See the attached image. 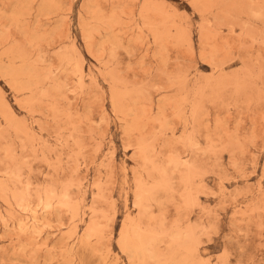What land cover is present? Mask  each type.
<instances>
[{
  "label": "rangeland",
  "instance_id": "1",
  "mask_svg": "<svg viewBox=\"0 0 264 264\" xmlns=\"http://www.w3.org/2000/svg\"><path fill=\"white\" fill-rule=\"evenodd\" d=\"M103 263L264 264V0H0V264Z\"/></svg>",
  "mask_w": 264,
  "mask_h": 264
},
{
  "label": "bare ground",
  "instance_id": "2",
  "mask_svg": "<svg viewBox=\"0 0 264 264\" xmlns=\"http://www.w3.org/2000/svg\"><path fill=\"white\" fill-rule=\"evenodd\" d=\"M18 74V73H17ZM139 191H141L140 190V188H139ZM46 203H48L47 201H46ZM139 207H140V205H139ZM44 208V207H43ZM47 209V208H46ZM33 214V213H32ZM131 222V221H130ZM132 228V227H131ZM127 229V228H126ZM133 229V228H132ZM138 230V229H137ZM133 233H131V234H133L132 236H130V237H128L126 240L124 239L123 241H126V243H128V244H130L131 246H133V249H134V253H139V255H141L142 254V251H144L145 249H146V243H145V241L144 240H142V238H140L139 236H138V233L137 232H134V229L133 230H131ZM125 233H126V230H125ZM144 234V233H143ZM123 235V234H122ZM121 235V236H122ZM127 235V234H126ZM125 235V236H126ZM87 237V236H86ZM122 239V238H121ZM149 241H151V240H149ZM153 241V240H152ZM151 241V242H152ZM145 244H144V243ZM125 243V242H124ZM153 243V242H152ZM129 247V246H128ZM132 248V247H131ZM129 249V248H128ZM132 249V250H133ZM129 251V250H128ZM140 251H141V254H140ZM132 253V252H131ZM129 254V253H128ZM138 256V255H137ZM136 257V256H135ZM137 258V257H136ZM104 264V263H103Z\"/></svg>",
  "mask_w": 264,
  "mask_h": 264
}]
</instances>
